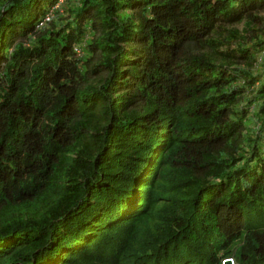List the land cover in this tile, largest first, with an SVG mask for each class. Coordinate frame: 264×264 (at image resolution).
I'll return each mask as SVG.
<instances>
[{"label":"trees","instance_id":"trees-1","mask_svg":"<svg viewBox=\"0 0 264 264\" xmlns=\"http://www.w3.org/2000/svg\"><path fill=\"white\" fill-rule=\"evenodd\" d=\"M60 2L0 0V264H264V0Z\"/></svg>","mask_w":264,"mask_h":264},{"label":"built area","instance_id":"built-area-1","mask_svg":"<svg viewBox=\"0 0 264 264\" xmlns=\"http://www.w3.org/2000/svg\"><path fill=\"white\" fill-rule=\"evenodd\" d=\"M62 2H63V0H61V2H60L59 4H56V5L52 8L51 12H52L53 14L55 13L56 10H58V9L60 8V5H61ZM52 13H51V14H47L46 21H49V20L52 18ZM48 19H49V20H48Z\"/></svg>","mask_w":264,"mask_h":264},{"label":"water","instance_id":"water-1","mask_svg":"<svg viewBox=\"0 0 264 264\" xmlns=\"http://www.w3.org/2000/svg\"><path fill=\"white\" fill-rule=\"evenodd\" d=\"M223 264H235V261L233 258L226 259Z\"/></svg>","mask_w":264,"mask_h":264},{"label":"rangeland","instance_id":"rangeland-1","mask_svg":"<svg viewBox=\"0 0 264 264\" xmlns=\"http://www.w3.org/2000/svg\"><path fill=\"white\" fill-rule=\"evenodd\" d=\"M63 4V3H62ZM69 6V5H68ZM70 6H71V4H70ZM66 8H68L67 6H66ZM67 13L65 12H63V15L62 16H64V15H66ZM49 20V19H48ZM238 27H242V26H238ZM263 64V63H262ZM262 64H260V67H261V69H259V70H261V72H263L264 73V66L262 65Z\"/></svg>","mask_w":264,"mask_h":264},{"label":"clouds","instance_id":"clouds-1","mask_svg":"<svg viewBox=\"0 0 264 264\" xmlns=\"http://www.w3.org/2000/svg\"><path fill=\"white\" fill-rule=\"evenodd\" d=\"M225 260H226V259H225ZM225 260H224V261H225ZM235 264H236V263H235Z\"/></svg>","mask_w":264,"mask_h":264}]
</instances>
